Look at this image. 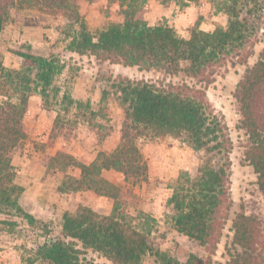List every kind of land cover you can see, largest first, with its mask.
<instances>
[{
	"label": "trees",
	"instance_id": "obj_1",
	"mask_svg": "<svg viewBox=\"0 0 264 264\" xmlns=\"http://www.w3.org/2000/svg\"><path fill=\"white\" fill-rule=\"evenodd\" d=\"M117 3L122 20L111 22L92 33L79 10L78 0H0V29L11 10H24L64 17L72 28L70 51L91 54L98 60L140 70H157L168 75L183 73L186 77L207 81L214 68L231 57L241 63L253 54L256 32L264 9V0H206L215 11L227 16L226 26L206 31L198 21L187 37L176 34L167 24L150 25L144 17L146 0H106ZM174 1L187 6L200 0ZM22 69H4L0 75V214L10 207L22 213L31 225V213L18 204L23 187L15 183L12 164L14 149L27 138L24 115L29 107L33 87L43 94L53 76L63 65L53 56L19 52ZM31 74L34 78L31 77ZM102 88L100 100L114 95L123 109L120 139L110 151H98L90 163H83L68 153L57 151L52 161L64 158L67 165L79 169L78 177L67 176L57 187L60 193L89 190L113 200L111 211L100 214L82 205L75 212L64 211L58 234L48 235L37 247V257L50 264H99L87 257L88 249L100 253L113 264H142L145 256L164 253L150 239V228H140L132 216L120 209L118 196L122 188L102 176L112 169L122 174L125 183L145 181L148 165L138 146L147 136H172L199 155L193 175L180 171L169 186L166 204L171 208L172 227L203 246L218 242L225 220L224 209L230 203L228 187V154L232 143L224 117L215 112L202 87L160 80L133 79L117 75ZM233 96L238 103L237 126L247 136L244 159L252 166L257 184L264 192V48L256 61L238 80ZM73 101V100H71ZM46 163V162H45ZM48 169V163H46ZM0 223H5L0 220ZM232 242L244 256L228 264H264L259 246L264 244V221L253 215L236 214L232 221ZM195 258L189 256L190 261Z\"/></svg>",
	"mask_w": 264,
	"mask_h": 264
},
{
	"label": "rangeland",
	"instance_id": "obj_2",
	"mask_svg": "<svg viewBox=\"0 0 264 264\" xmlns=\"http://www.w3.org/2000/svg\"><path fill=\"white\" fill-rule=\"evenodd\" d=\"M78 4L92 33L111 22L122 20L116 2L78 0ZM144 17L150 25L167 24L173 27L176 34L182 37L189 35L196 21L199 28L206 31L216 26H226L227 22L226 14L215 11L206 0L191 2L187 6L174 1L146 0ZM72 34L66 18H53L24 10H11L9 19L0 29V75L4 74V69H22L23 58L19 55L22 51L53 56L63 65L43 94L40 86L37 87L38 83H31L33 90L23 118L27 138L14 149L15 153L18 149L34 147L40 151L41 162L48 163L46 172L50 181L42 192V198L37 202L31 200L36 188L29 184L27 199L22 200L23 206H29L30 209L32 206L40 207L45 217H34L35 221L30 225L20 211L10 207L3 209L0 220L5 223H0V244L3 246L0 249H5L7 256H0V264H12L9 256L22 264H50L37 257V247L48 235L58 234L64 211L75 212L79 206L86 205L80 202V194L62 195L57 190L60 183L68 181L67 176H73L77 168L66 166L67 160L64 158L52 161L50 158L56 152L52 155L50 153L55 148H62L58 151L75 158L78 156L73 151L85 153L87 157L96 156L107 135L119 141L123 109L112 94L105 101L100 100L101 89L109 88V81L117 75L172 83L185 81L202 87L211 108L224 117L232 143L227 166L230 203L224 209L226 218L218 242L213 247L203 246L172 227V211L166 204L171 193L169 186L180 171L193 175L200 162L198 153L179 139L169 135L140 138L138 146L148 165L146 180L135 185L125 183L122 174L117 171L108 179L122 188L118 196L120 209L132 216L138 227L150 228V239L154 247L164 253V259L145 256L142 264H228L237 259L238 255L244 256L242 249L232 242V221L239 213L253 215L264 221V192L257 184L252 166L243 156L247 136L237 126L238 103L233 92L245 69L256 61L258 53L264 48V9L256 32L257 42L251 47L253 54L245 63H241L238 57L228 58L224 64L214 68V73L207 81H198L183 73L168 75L154 69L140 70L137 66H123L98 60L88 53L78 54L68 49ZM31 77L34 78L32 74ZM21 166L24 168L21 171L23 179H19L18 172L15 183H31L29 166L14 165L16 173ZM21 194L17 199L19 205ZM86 201L90 203L91 200L86 198ZM103 202L101 206L110 205L111 211L113 200L106 198ZM37 212L33 209L34 214ZM259 249L264 256V244L258 247L256 253H259ZM190 255L197 259L192 258L190 261ZM87 257L99 264H113L100 253L89 249Z\"/></svg>",
	"mask_w": 264,
	"mask_h": 264
},
{
	"label": "crops",
	"instance_id": "obj_3",
	"mask_svg": "<svg viewBox=\"0 0 264 264\" xmlns=\"http://www.w3.org/2000/svg\"><path fill=\"white\" fill-rule=\"evenodd\" d=\"M43 136V135H42ZM41 137V136H40ZM38 137V139L40 138ZM119 141L117 139H114L112 135H107L105 137V139L103 140L102 144L100 145V148L102 151H111L118 143ZM27 148V147H26ZM18 149V152H15L12 156V164L13 165H26L29 166V168L31 169V175H32V179H30V181H32L31 183L27 182V183H21V185L24 187L22 194L20 196V205L23 206L22 204V200L24 201V199H27V196L29 194V190H28V186L30 184V187L35 186L36 190L34 191V196H31V200L33 201H38L40 198H42V192L47 188L46 185L49 183L50 181V177L48 175V172H46V163L45 162H41V158H40V151L36 150L34 147H31L30 149ZM59 149L62 148H55L50 154L52 155L53 153L57 152ZM73 154L75 153L78 157L76 158L77 160L87 164L90 163L95 155H92L90 157H87L85 155V153L82 152H78L76 153L75 151L72 152ZM91 155V153H90ZM24 168L21 166L20 170L17 171L16 175V179H18V172H20V176L19 179H23V177L21 176V171ZM17 170V169H16ZM114 170L109 169V170H103L102 171V176L106 177V179H111V177L114 176ZM80 174L79 169L77 168V170H75L72 175L75 177H78ZM62 195L64 194H80L81 195V200L80 202H84L83 204H86L88 206H90L93 210L97 211L100 214H108L110 212V205L104 206L102 207L101 205L104 203L103 200L106 199L107 197H102V196H98L96 194H94L93 192L89 191V190H80V191H71V192H67V193H61ZM79 195V196H80ZM86 198H88V200L90 201V203H88V201H86ZM46 200H48L47 202H49V198L48 196H46ZM24 209L27 211H29L28 213H31L35 218H44L45 217V212H43V210L37 206H32L34 210L38 211L37 213H33V209L31 207V209L29 208V206L25 207L23 206ZM1 246V244H0ZM3 247V246H1ZM5 247V246H4ZM5 249H0V256L5 257L7 256L6 251L4 253ZM3 253V254H2ZM4 259V258H2ZM13 260V261H10ZM9 262L12 264H19L21 261H17L16 259H13V257L11 258L9 256ZM47 263V261H46ZM22 264V262H21Z\"/></svg>",
	"mask_w": 264,
	"mask_h": 264
}]
</instances>
